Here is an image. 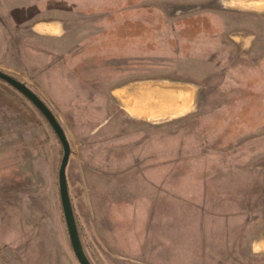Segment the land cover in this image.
<instances>
[{"label":"rangeland","instance_id":"374dc122","mask_svg":"<svg viewBox=\"0 0 264 264\" xmlns=\"http://www.w3.org/2000/svg\"><path fill=\"white\" fill-rule=\"evenodd\" d=\"M238 1L0 0V70L67 135L93 264H264V9ZM157 88L187 89L190 108L133 112ZM62 157L43 116L0 82V264H79Z\"/></svg>","mask_w":264,"mask_h":264},{"label":"water","instance_id":"95a60500","mask_svg":"<svg viewBox=\"0 0 264 264\" xmlns=\"http://www.w3.org/2000/svg\"><path fill=\"white\" fill-rule=\"evenodd\" d=\"M0 80L13 87L29 102H31L44 116V118L47 120L52 130L56 134L63 149V157L58 173V184L61 206L71 246L79 264H93L84 249L74 208L70 198L66 170L72 150L62 125L60 124L50 107L40 98V96H38V94H36L30 87H28L26 83L19 81L18 79L1 70Z\"/></svg>","mask_w":264,"mask_h":264},{"label":"bare ground","instance_id":"6f19581e","mask_svg":"<svg viewBox=\"0 0 264 264\" xmlns=\"http://www.w3.org/2000/svg\"><path fill=\"white\" fill-rule=\"evenodd\" d=\"M167 90L164 88L154 89L153 91L141 93L131 104L132 109H134L133 112L140 116L157 119L156 115L158 117L175 116L190 108V93L187 89L179 88L177 92H174L175 90L173 92ZM178 102L181 104L178 105Z\"/></svg>","mask_w":264,"mask_h":264},{"label":"crops","instance_id":"0c3cea01","mask_svg":"<svg viewBox=\"0 0 264 264\" xmlns=\"http://www.w3.org/2000/svg\"><path fill=\"white\" fill-rule=\"evenodd\" d=\"M230 2H231V6H237V4H234V2H235V0H230ZM238 2H240V3H243V2H245V0L243 1V0H241V1H238ZM255 4H257L256 6L254 5L253 7H254V9H250V10H254L255 11V9H264V0H255V1H253ZM247 3V2H246ZM239 5H242V4H239ZM242 7V6H241ZM245 9H249V8H245ZM50 26L49 27H47V29H49V30H52V31H56V27L54 26L56 23H48ZM158 89V88H157ZM160 89H163V88H160ZM164 89H168L167 91H174V92H177V88L176 89H172V88H164ZM183 89V88H182ZM189 93H191L190 91H188ZM179 104H181L180 102H178V105ZM189 105H190V102H189ZM176 108V107H175ZM175 108H173V109H175ZM172 109V110H173ZM169 111H171L170 109H169ZM168 111V112H169Z\"/></svg>","mask_w":264,"mask_h":264},{"label":"trees","instance_id":"16d2710c","mask_svg":"<svg viewBox=\"0 0 264 264\" xmlns=\"http://www.w3.org/2000/svg\"><path fill=\"white\" fill-rule=\"evenodd\" d=\"M0 82H2V83H5L4 81H2V80H0ZM5 84H7V83H5ZM8 85V84H7ZM8 86H10V85H8ZM11 87V86H10ZM12 89H14L13 87H11ZM15 90V89H14ZM15 91H17V90H15ZM18 92V91H17ZM19 93V92H18ZM20 94V93H19ZM22 95V94H21ZM23 96V95H22ZM24 97V96H23ZM25 98V97H24ZM31 103V102H30ZM32 104V103H31ZM33 105V104H32ZM34 106V105H33ZM35 107V106H34ZM36 108V107H35ZM37 109V108H36ZM38 110V109H37ZM38 112H39V110H38ZM40 113V112H39ZM41 114V113H40ZM42 115V114H41ZM43 116V115H42ZM43 118H44V116H43ZM45 119V118H44ZM46 120V119H45ZM46 122H47V120H46ZM48 123V122H47ZM49 124V123H48ZM50 126V125H49ZM51 127V126H50ZM59 141V140H58Z\"/></svg>","mask_w":264,"mask_h":264}]
</instances>
